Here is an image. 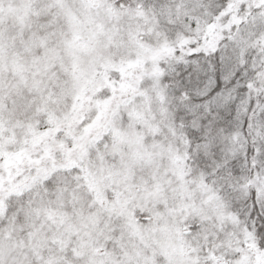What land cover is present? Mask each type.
Instances as JSON below:
<instances>
[{
  "label": "snow or ice",
  "instance_id": "1",
  "mask_svg": "<svg viewBox=\"0 0 264 264\" xmlns=\"http://www.w3.org/2000/svg\"><path fill=\"white\" fill-rule=\"evenodd\" d=\"M0 264H264V0H0Z\"/></svg>",
  "mask_w": 264,
  "mask_h": 264
}]
</instances>
